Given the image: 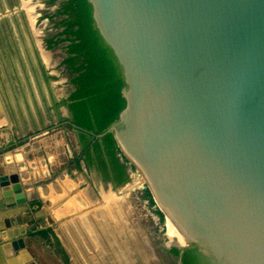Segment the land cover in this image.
I'll list each match as a JSON object with an SVG mask.
<instances>
[{
	"label": "water",
	"instance_id": "water-1",
	"mask_svg": "<svg viewBox=\"0 0 264 264\" xmlns=\"http://www.w3.org/2000/svg\"><path fill=\"white\" fill-rule=\"evenodd\" d=\"M88 1L125 83L99 135L113 132L188 241L174 245L206 264H264V0ZM2 170L0 218L17 216L0 220V254L25 245L17 222L32 208Z\"/></svg>",
	"mask_w": 264,
	"mask_h": 264
},
{
	"label": "crops",
	"instance_id": "crops-1",
	"mask_svg": "<svg viewBox=\"0 0 264 264\" xmlns=\"http://www.w3.org/2000/svg\"><path fill=\"white\" fill-rule=\"evenodd\" d=\"M30 5L31 0H0V168L22 184L32 207L21 214L29 217V222H17L25 231V245L15 249L11 241L4 243L0 261L95 264L98 261L94 253L101 251L104 264L106 253L94 237L93 224L86 221L94 211L93 173L84 161L81 167L73 161L80 149L78 130L66 119L70 115L68 106L58 103L68 96L73 84L65 77L52 80L51 97L45 81L28 83L31 88L27 94L25 73L21 78L14 77L15 71L25 72L40 59L48 68L52 57L32 31L34 13H29ZM21 23L25 31L20 29ZM24 40L25 45L19 48V42ZM30 97L40 108L37 115L33 110L34 121L25 114ZM12 216L17 215H5ZM5 217L0 220L4 222ZM83 235L85 239H81ZM107 261L106 254L108 264Z\"/></svg>",
	"mask_w": 264,
	"mask_h": 264
},
{
	"label": "trees",
	"instance_id": "trees-1",
	"mask_svg": "<svg viewBox=\"0 0 264 264\" xmlns=\"http://www.w3.org/2000/svg\"><path fill=\"white\" fill-rule=\"evenodd\" d=\"M60 12L66 14L62 18L64 27L61 33L65 34L62 39L69 43L63 63L70 74L69 82L73 83V89L58 103L68 106L70 115L66 119L78 130L80 149L73 161L77 167H81L84 161L89 171H96L104 182L116 188L129 180L128 166L133 164L119 148L112 131L99 134L118 119L125 107L122 66L96 27L88 0H64ZM30 66L35 71L37 83L45 81L49 95L54 97L51 82L59 76L46 68L41 59L38 64L31 63ZM27 107L34 121L30 102H27ZM144 194L152 204H156L149 188ZM156 210L164 221L163 211L159 207ZM168 251L174 257L173 264L177 257L180 264H206L192 246L181 248L172 245Z\"/></svg>",
	"mask_w": 264,
	"mask_h": 264
},
{
	"label": "rangeland",
	"instance_id": "rangeland-1",
	"mask_svg": "<svg viewBox=\"0 0 264 264\" xmlns=\"http://www.w3.org/2000/svg\"><path fill=\"white\" fill-rule=\"evenodd\" d=\"M31 1L29 13H34L32 31L35 32L42 46L52 54L48 68L59 76L57 80L66 78L68 72L64 71L66 64L63 61L68 55L69 42L62 39L65 37V34L61 33L64 27L62 18L66 14L60 12L64 0ZM41 1L44 4L40 5ZM21 28L25 31L22 23ZM51 39L53 41H50ZM19 43L20 48L21 45H25V40L24 43L22 41ZM15 51L19 52V49L15 47ZM17 60L19 59L16 58ZM23 73H25V93L29 94L28 83L35 81V71L33 68H28L25 72L17 70L14 72V77L21 78ZM31 98V107L37 115L38 107ZM25 114L31 117L26 103ZM133 169L135 171L133 176L130 175L126 183L116 188L111 183L104 182L96 171H92L96 186L94 211L86 221L93 224L94 237L99 240L100 249L102 248L104 254L108 255V264H173L174 257L168 250L175 242L169 235L168 220L166 216L164 221L161 220L156 210L159 205L152 204L144 194L148 188L147 182L135 166ZM81 239H85V236H81ZM177 239L179 240L178 237ZM94 254L95 260L98 261L95 264H101V251H96ZM106 254L103 259L104 264H107ZM180 263L179 257L175 258V264Z\"/></svg>",
	"mask_w": 264,
	"mask_h": 264
},
{
	"label": "bare ground",
	"instance_id": "bare-ground-1",
	"mask_svg": "<svg viewBox=\"0 0 264 264\" xmlns=\"http://www.w3.org/2000/svg\"><path fill=\"white\" fill-rule=\"evenodd\" d=\"M167 220H168V224L170 225L169 226V229H170L169 235L172 236V238H174L172 241H176V242L181 243V244H187L188 243L187 239L179 231V229L172 223L171 219L168 218ZM177 237L179 238V240L177 239Z\"/></svg>",
	"mask_w": 264,
	"mask_h": 264
},
{
	"label": "built area",
	"instance_id": "built-area-1",
	"mask_svg": "<svg viewBox=\"0 0 264 264\" xmlns=\"http://www.w3.org/2000/svg\"><path fill=\"white\" fill-rule=\"evenodd\" d=\"M42 4H44L43 1H41L40 5H42ZM38 13H39V12H38ZM37 20H38V19H37ZM62 30H63V29H62ZM62 30H61V31H62ZM68 42H69V41H68ZM45 46H46V45H45ZM64 71L68 72L67 69H65ZM65 74H66V73H65ZM66 76H67L66 78H68V80H70V74H69V72H68V74H66ZM71 84H73V83H71ZM133 167H134L133 165H129V166H128V172H129V174H130L131 176H133V174H134V172H135L134 169H133Z\"/></svg>",
	"mask_w": 264,
	"mask_h": 264
}]
</instances>
